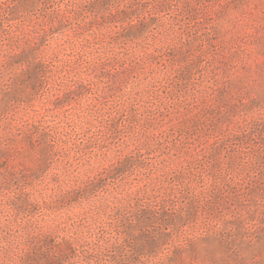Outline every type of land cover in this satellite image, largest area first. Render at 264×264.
Returning a JSON list of instances; mask_svg holds the SVG:
<instances>
[{
    "label": "rangeland",
    "instance_id": "rangeland-1",
    "mask_svg": "<svg viewBox=\"0 0 264 264\" xmlns=\"http://www.w3.org/2000/svg\"><path fill=\"white\" fill-rule=\"evenodd\" d=\"M0 264H264V0H0Z\"/></svg>",
    "mask_w": 264,
    "mask_h": 264
}]
</instances>
